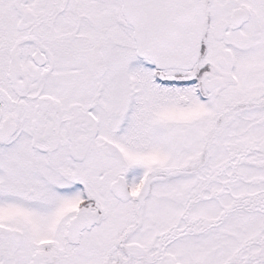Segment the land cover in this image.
Returning a JSON list of instances; mask_svg holds the SVG:
<instances>
[{
    "label": "snow or ice",
    "instance_id": "6c2138e0",
    "mask_svg": "<svg viewBox=\"0 0 264 264\" xmlns=\"http://www.w3.org/2000/svg\"><path fill=\"white\" fill-rule=\"evenodd\" d=\"M0 264H264V0H0Z\"/></svg>",
    "mask_w": 264,
    "mask_h": 264
}]
</instances>
